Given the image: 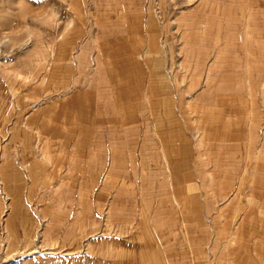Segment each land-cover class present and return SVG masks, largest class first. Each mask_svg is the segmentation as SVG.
<instances>
[{
	"label": "crops",
	"instance_id": "0c3cea01",
	"mask_svg": "<svg viewBox=\"0 0 264 264\" xmlns=\"http://www.w3.org/2000/svg\"><path fill=\"white\" fill-rule=\"evenodd\" d=\"M177 1L170 45L153 0H67L7 106L0 73V264H264V139Z\"/></svg>",
	"mask_w": 264,
	"mask_h": 264
},
{
	"label": "rangeland",
	"instance_id": "374dc122",
	"mask_svg": "<svg viewBox=\"0 0 264 264\" xmlns=\"http://www.w3.org/2000/svg\"><path fill=\"white\" fill-rule=\"evenodd\" d=\"M153 1L164 14L165 30L161 38L164 41L170 38L168 43L172 45L173 37L180 30L171 29L172 17L166 13L172 12L174 6H182V2ZM188 2L196 9L197 28L191 32L202 41L206 37L213 41V60L203 62L200 73H204L206 67L210 71L212 66L217 74L227 67L235 76H243V97L250 109L247 128L249 133L264 139V0ZM67 8V0H0V73L5 80L6 92L10 93H6V106L13 90L14 71L17 80L23 84L31 74L46 67L53 42L67 22ZM183 32L188 35L190 30H181V37ZM220 58L224 61H217ZM233 90L237 91V88ZM231 101L236 106L237 99ZM247 161L264 166V142H261L260 153L255 158H246Z\"/></svg>",
	"mask_w": 264,
	"mask_h": 264
}]
</instances>
